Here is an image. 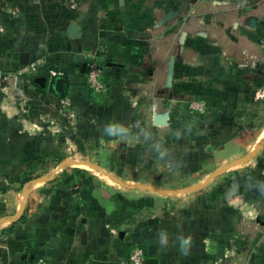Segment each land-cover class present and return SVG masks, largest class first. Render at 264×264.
Here are the masks:
<instances>
[{
  "label": "crops",
  "instance_id": "0c3cea01",
  "mask_svg": "<svg viewBox=\"0 0 264 264\" xmlns=\"http://www.w3.org/2000/svg\"><path fill=\"white\" fill-rule=\"evenodd\" d=\"M146 1L120 0L123 10L134 7L137 13L136 18L126 16L124 40L144 45L143 60H152L143 64L144 77L130 75L132 84H148L133 103L113 98L94 104L75 66L64 74L65 97L52 93L43 96L42 105L28 106L19 94L33 98L44 86L42 75L30 77L15 68L16 60L28 54L21 43L0 53L9 68H0V229L17 221L27 192L47 187L49 178L37 175L46 168L38 157L63 150L58 190L45 188L46 264H123L132 245L158 264H251L255 244L246 250L242 243L247 209L226 201L232 198L224 183L203 188L210 181L203 182L202 175L186 190L174 189L177 179L196 167L188 158L179 159L171 143L163 147L161 131L152 122L154 112H160L162 93L176 85L175 64L199 58L188 52L198 39L190 33L193 12L201 19L199 69L208 81L203 84L215 80L225 95L252 92L253 100L264 104V0ZM56 24L57 44L50 39L47 50L60 55L67 33L63 22ZM162 43H180L182 49L163 52ZM74 45L81 50L79 40ZM247 74L252 76L250 85L237 83H244ZM107 80L113 95L116 85ZM49 107L56 108V118L46 113ZM31 108L40 109L42 116L36 117ZM147 174L169 189L158 190L154 180L145 179ZM30 176L31 181L23 182ZM255 225L264 224L256 218ZM260 232L264 235V228ZM249 234L252 238L256 231ZM258 236L256 241L261 240ZM52 238L54 247L49 245Z\"/></svg>",
  "mask_w": 264,
  "mask_h": 264
},
{
  "label": "rangeland",
  "instance_id": "374dc122",
  "mask_svg": "<svg viewBox=\"0 0 264 264\" xmlns=\"http://www.w3.org/2000/svg\"><path fill=\"white\" fill-rule=\"evenodd\" d=\"M144 2L148 3L146 0ZM193 7L199 9L196 3H193ZM134 9L130 7L128 10L127 7L123 10L120 0L114 1L113 5L110 0H0V25L4 27L0 30V53L8 51L16 42L21 43L28 54L16 60L15 68L22 70L23 74L29 73L30 77L42 75L44 80V90L40 88L35 91L33 98H28L23 93L19 94L20 98L29 102L28 106L42 105L43 96L52 94L51 77L70 74L75 66L83 75L87 89L88 59L95 57L103 71L102 79L106 91L91 101L98 106L107 104L113 98L119 102L137 101V97L143 95L141 87L146 86L147 89L148 84H132L130 75L135 78L137 75L138 78L144 77L145 74L141 73L143 64L146 62L148 66L152 60H143V54L147 50L144 45L135 41L127 43L124 40L126 16L136 18V11H132ZM138 15L142 16L143 13ZM197 15L193 12L189 25L191 35L198 39L189 45L188 52L193 53L192 56L199 54V58L178 61L175 64L176 85L171 91L162 93L160 112H154L153 117L167 120V125L157 126L161 131L163 147L169 148L171 143L172 148L178 149L179 159L188 158L189 163L196 167L194 173L179 177L174 189L180 192L191 187L199 178L197 175L203 176V182L213 175L203 188L214 186L217 182L226 184V195L232 198L227 197L226 201L247 209L246 215L242 216V231L246 234L242 240L243 246L247 250V247L255 244L254 248L260 249L253 253L255 261L264 263V235H259L264 225H255L256 218L264 224V147L250 160L237 163L264 140V104L254 101L252 92H231L225 95L219 91L215 80L209 81L210 86L203 84L205 79L203 80L199 67L204 46L200 41L201 19ZM57 21L64 23L63 30L67 33L63 45L64 54L60 55L54 53L55 50H47L50 39H54V44H57V36L54 37ZM70 25L79 26L83 31L82 36L79 34L75 38L69 37ZM78 40L82 44L81 50L74 47ZM161 49L163 52H180L182 46L180 43H162ZM77 55L84 57L83 63H76ZM4 62L0 58L2 69L8 66ZM31 66L35 67L34 73L27 71ZM108 77L116 85L114 91L117 92L113 95L110 94L112 90ZM251 78L247 74L244 83H237L250 85ZM2 80L4 79L0 81ZM154 108L152 105V112ZM30 110L36 117L43 114L40 109ZM46 113L56 118L57 110L49 107ZM52 126H56L55 123ZM42 131L45 132V127ZM230 135H233V139L214 147L220 139ZM63 157V150L38 157L43 158L46 168L37 175L43 174L49 178L47 187L44 186L34 194L27 192L24 198L27 200V209L20 219L0 229V264H37L39 259L45 262V188L54 193L58 190L61 177H58L57 165ZM145 179L154 180L158 190L164 187L169 189L167 184H160L154 174H147ZM26 180L27 178L23 182ZM251 230L256 231L252 238L249 237L252 236L249 234ZM257 236L261 240L256 241Z\"/></svg>",
  "mask_w": 264,
  "mask_h": 264
},
{
  "label": "water",
  "instance_id": "95a60500",
  "mask_svg": "<svg viewBox=\"0 0 264 264\" xmlns=\"http://www.w3.org/2000/svg\"><path fill=\"white\" fill-rule=\"evenodd\" d=\"M68 35L69 37L75 38L77 36H79V28L76 25H70L68 27ZM84 61V57L81 55H77L76 56V63L81 64ZM67 87H68V79L66 76L64 75H53L50 79V91L56 95L59 98H63L65 97L66 93H67ZM152 124L154 126H162V125H167V120L163 119L161 117H156ZM233 138V135H230L228 137H225L223 139H220L215 145L214 147H219L225 143H227L228 141H230ZM264 147V140L263 142L257 146L252 153H250L247 157L237 161V163L239 162H243V161H247L250 160L251 158L254 157V155L261 150ZM213 178V175H211L208 180L206 181V183H208L209 181H211V179ZM26 203L27 200L23 199L22 203H21V207L20 210L18 211L17 215H16V219H20L21 215L23 214V212L25 211V207H26ZM56 239L52 238L50 239V246L54 247L56 245ZM145 264H158V261L156 259L153 258H149V259H145Z\"/></svg>",
  "mask_w": 264,
  "mask_h": 264
},
{
  "label": "built area",
  "instance_id": "2783aa9c",
  "mask_svg": "<svg viewBox=\"0 0 264 264\" xmlns=\"http://www.w3.org/2000/svg\"><path fill=\"white\" fill-rule=\"evenodd\" d=\"M88 76H87V96L89 100L99 98L106 90L103 83V71L99 64V61L95 57L88 59ZM27 71L35 72V67L31 66ZM260 249L253 250V253L259 252ZM264 253V250H262ZM145 252L138 246L130 247L124 264H145ZM37 264H46L42 259L37 260ZM251 264H264L261 261L255 260Z\"/></svg>",
  "mask_w": 264,
  "mask_h": 264
},
{
  "label": "trees",
  "instance_id": "16d2710c",
  "mask_svg": "<svg viewBox=\"0 0 264 264\" xmlns=\"http://www.w3.org/2000/svg\"><path fill=\"white\" fill-rule=\"evenodd\" d=\"M32 179H30V178H27V180L25 181V182H29V181H31Z\"/></svg>",
  "mask_w": 264,
  "mask_h": 264
}]
</instances>
